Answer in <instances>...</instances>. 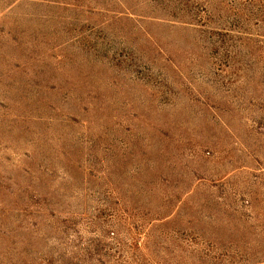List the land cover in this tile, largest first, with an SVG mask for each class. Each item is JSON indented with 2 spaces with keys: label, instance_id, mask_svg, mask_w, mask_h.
Here are the masks:
<instances>
[{
  "label": "rangeland",
  "instance_id": "rangeland-1",
  "mask_svg": "<svg viewBox=\"0 0 264 264\" xmlns=\"http://www.w3.org/2000/svg\"><path fill=\"white\" fill-rule=\"evenodd\" d=\"M0 264H264V0H0Z\"/></svg>",
  "mask_w": 264,
  "mask_h": 264
}]
</instances>
